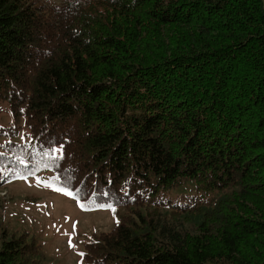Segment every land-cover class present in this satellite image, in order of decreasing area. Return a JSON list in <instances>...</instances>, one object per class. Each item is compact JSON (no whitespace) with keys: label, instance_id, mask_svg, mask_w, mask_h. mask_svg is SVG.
<instances>
[{"label":"trees","instance_id":"obj_1","mask_svg":"<svg viewBox=\"0 0 264 264\" xmlns=\"http://www.w3.org/2000/svg\"><path fill=\"white\" fill-rule=\"evenodd\" d=\"M3 112L0 188L113 204L82 264H264V0H0ZM43 261L0 239V264Z\"/></svg>","mask_w":264,"mask_h":264},{"label":"rangeland","instance_id":"obj_2","mask_svg":"<svg viewBox=\"0 0 264 264\" xmlns=\"http://www.w3.org/2000/svg\"><path fill=\"white\" fill-rule=\"evenodd\" d=\"M63 1L51 0L54 4ZM11 121L10 115L3 112L0 127L12 126ZM19 124L16 140L21 143L26 131L23 121ZM5 141L7 139L0 138V144ZM37 181L19 178L6 181L0 188V239L6 235L28 234L41 245L42 264H82L81 253L90 236L112 230L119 222L118 217L112 210L85 212L72 197L54 191L53 187H45L48 184L45 181ZM187 186L172 191L167 198L185 205L191 195Z\"/></svg>","mask_w":264,"mask_h":264},{"label":"snow or ice","instance_id":"obj_3","mask_svg":"<svg viewBox=\"0 0 264 264\" xmlns=\"http://www.w3.org/2000/svg\"><path fill=\"white\" fill-rule=\"evenodd\" d=\"M45 156L49 157L50 160L53 161V166H55V163L61 159H63V145L60 146H53L49 151H46L44 153ZM21 163H23V161H21ZM31 173H29L30 175ZM18 178H25L24 176H20L19 174H17ZM37 183H40V181H37ZM45 187H53L52 184H45ZM54 191L60 192L66 196L72 197L73 199L77 200L78 206L82 209V210H90L91 208L95 207V208H100V209H110L112 211H115L113 204L112 203H100L97 204L96 200H95V196L96 194L94 193L92 197L89 198V201L87 204L85 203H80L79 200V189L76 190V193L74 194L73 191L69 190V188L67 187V185H63V186H55L53 187ZM101 195L107 197L109 196V193L104 192L101 193ZM118 223V221H117ZM73 231H75V225H73ZM70 247L73 246L71 243V240L69 241ZM81 255H83L81 253Z\"/></svg>","mask_w":264,"mask_h":264},{"label":"bare ground","instance_id":"obj_4","mask_svg":"<svg viewBox=\"0 0 264 264\" xmlns=\"http://www.w3.org/2000/svg\"><path fill=\"white\" fill-rule=\"evenodd\" d=\"M20 136V135H19Z\"/></svg>","mask_w":264,"mask_h":264}]
</instances>
